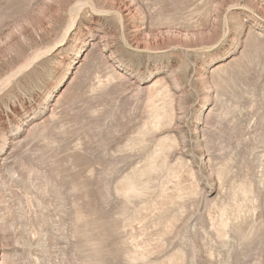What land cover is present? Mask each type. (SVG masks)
<instances>
[{"label":"rangeland","instance_id":"374dc122","mask_svg":"<svg viewBox=\"0 0 264 264\" xmlns=\"http://www.w3.org/2000/svg\"><path fill=\"white\" fill-rule=\"evenodd\" d=\"M0 264H264V0H0Z\"/></svg>","mask_w":264,"mask_h":264}]
</instances>
